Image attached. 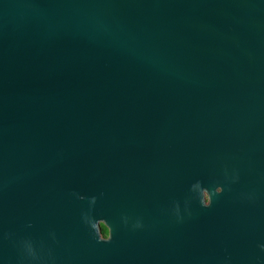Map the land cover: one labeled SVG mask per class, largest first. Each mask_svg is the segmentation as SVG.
<instances>
[{"label":"water","instance_id":"obj_1","mask_svg":"<svg viewBox=\"0 0 264 264\" xmlns=\"http://www.w3.org/2000/svg\"><path fill=\"white\" fill-rule=\"evenodd\" d=\"M0 264H264V0H0Z\"/></svg>","mask_w":264,"mask_h":264},{"label":"clouds","instance_id":"obj_2","mask_svg":"<svg viewBox=\"0 0 264 264\" xmlns=\"http://www.w3.org/2000/svg\"><path fill=\"white\" fill-rule=\"evenodd\" d=\"M191 190L196 193L197 199L199 201V203L201 204V206L207 208L211 206L212 203V195L213 193L209 191L208 188L204 187L202 185V182L197 181L196 183H194L191 186ZM223 192V188L222 187H216L215 188V194L216 195H220ZM205 193H209L210 194V199L206 202L205 201ZM81 199H83V197H80ZM90 203L92 205H95L96 203V197H92L90 200ZM179 206L177 205L175 208V212L177 215H179ZM85 223L88 225V227L90 228L92 234L94 235V237L97 239L98 243H109L111 242L112 239V230L110 232V235H108L107 237L102 236L100 233V230L97 227V222L99 219H96L93 215L91 214H86L85 217ZM142 225H140L139 223H137L135 225V227H141ZM111 229V227H110Z\"/></svg>","mask_w":264,"mask_h":264},{"label":"trees","instance_id":"obj_3","mask_svg":"<svg viewBox=\"0 0 264 264\" xmlns=\"http://www.w3.org/2000/svg\"><path fill=\"white\" fill-rule=\"evenodd\" d=\"M101 232L103 235H105V236L107 235V228L103 225H101Z\"/></svg>","mask_w":264,"mask_h":264}]
</instances>
